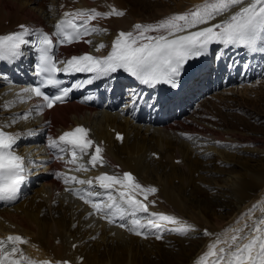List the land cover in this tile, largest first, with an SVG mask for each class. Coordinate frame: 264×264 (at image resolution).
<instances>
[{"label":"bare ground","instance_id":"1","mask_svg":"<svg viewBox=\"0 0 264 264\" xmlns=\"http://www.w3.org/2000/svg\"><path fill=\"white\" fill-rule=\"evenodd\" d=\"M203 2L0 0V35L25 22L48 27L63 9L72 12L93 8L107 12L114 7L123 11V16L91 20L95 27L107 29L94 37V45H99L108 43L117 29H133L137 23H155ZM70 46L76 48L78 44ZM79 46L85 48L87 44L80 43ZM237 88L236 91L233 87L222 89L226 94L215 92L213 98L195 102L191 111L187 105L190 112L180 119L150 126L73 101L42 111L39 116L35 115L33 107L40 106L41 102L33 101L28 109L31 116L22 119L26 115L23 112L27 111V104L20 102L17 96L23 93L22 90H15L0 80V124L22 133L21 148L32 159L34 173L31 174L35 175V179L29 177L30 185L27 184L23 198L21 196L17 203L0 209V235L13 232L27 238L26 244L19 245L25 256L54 264L64 260L76 264H199L200 257L209 251L218 236L232 234L226 230L250 224L264 216V139H254L257 136L250 139L248 136L251 135L244 132L242 126L228 124V121L237 119V115L227 110L234 104L239 107L243 102L233 93L239 92L244 98L250 91L245 86ZM225 108L227 110L223 111ZM76 123L89 125L93 135L105 141L106 163L103 167H89L84 173L77 171V165H74L76 172H69L72 176L82 179L86 174L85 179H90L104 169L117 175L128 170L142 186H153L158 190L148 194L147 199L143 193H136L146 200L149 212L177 218L175 223H160L173 228L192 225L190 236L198 237L188 238L187 235L182 238L181 232L174 231L177 234L168 242V234L161 239H156L153 232L146 236L136 235L127 228L112 226L94 215L89 216L90 209L86 204L70 197L61 188L59 180L50 178L52 168L65 167L66 164L63 160L52 159L42 147L47 126L62 130ZM112 128L124 132L122 140L113 137ZM248 152L257 153L260 158H246L244 153ZM205 191L220 195L223 203L212 207V199L199 197V193ZM112 194L117 197V202L123 203L119 195ZM103 198L107 199L106 193ZM153 200L154 204L151 203ZM253 205L257 207L245 215ZM224 207L229 211H219ZM145 215L139 213L137 218L146 223ZM204 230L213 235H205ZM222 246L217 245V248ZM213 259L209 256L206 264H212Z\"/></svg>","mask_w":264,"mask_h":264},{"label":"snow or ice","instance_id":"2","mask_svg":"<svg viewBox=\"0 0 264 264\" xmlns=\"http://www.w3.org/2000/svg\"><path fill=\"white\" fill-rule=\"evenodd\" d=\"M124 14L114 7L107 12H98L96 9L65 12L63 18L55 25L53 34L21 24L18 26L19 31L0 35V60L14 61L21 57L24 45L36 47L39 54L36 64L37 75L42 79L38 86L24 88L22 91L42 97L43 101H46V104L40 106L42 110L43 107H53L58 101L62 102L72 91L71 88H60L59 94L49 96L42 90L48 85L59 88L61 81L56 78L57 73H91L93 76L89 80L90 83L98 77H106L123 70L144 85L155 87L157 84L167 83L177 87L184 66L192 59L207 55L213 45H219L223 49L245 47L250 51H264V0H204L202 4L183 13L171 14L155 23H137L133 31H120L112 42L110 53L106 56L85 53L60 60L56 55L57 45L71 44L91 33L107 31L95 26L89 27L91 20ZM217 17L222 19L216 21ZM85 42L92 43L91 40ZM103 47L105 45L101 43L97 50ZM130 99L134 104L139 102V97L135 94ZM27 118V115L22 117ZM89 132L90 129L77 126L65 131L58 139H50L49 147L58 149L61 154L70 152L71 158L66 163L77 165V171H88L89 167L95 168L106 163L102 155L103 149L96 145L87 165L78 164V154L80 157L89 155V149L93 147L94 141L89 138ZM117 138L122 139L119 134ZM19 139L21 134L0 129V200H16L21 185L26 181L28 174L26 157L18 154L15 149ZM57 159H63V155ZM56 175L63 176L65 184L76 182L91 187L95 180L96 185L91 187V190L89 188L66 190L78 194L81 200L91 205L94 211L89 212V216L99 214L109 223L119 217L121 221L119 227L127 228L136 235L146 236L153 232L156 239H161L162 236L157 233L177 231L187 234L193 227L188 225L167 228L160 223V221L175 223L177 218L164 213L149 212L148 204L137 199L136 193H143L147 199L148 194L158 190L153 186H142L130 172H124L122 175L101 173L94 179H79L62 173ZM97 187L103 192L97 191ZM113 192L119 193L122 204L117 202ZM104 193L107 194L106 200L103 198ZM151 203L154 204L155 201ZM256 207L257 205H253L245 215H249ZM139 213L147 214L144 216L146 223L137 218ZM128 217L132 218L129 220ZM226 231L232 234L226 237L218 236L209 246V251L200 257L199 264H206L209 256L214 257L212 264H264V216L250 224L245 223L239 228ZM204 234L213 235L207 230H204ZM21 243H27V238L21 235H9L6 239H0V264H52L49 260L35 261L25 256L19 247ZM217 245L223 246L217 248ZM56 264L69 262L57 261Z\"/></svg>","mask_w":264,"mask_h":264},{"label":"rangeland","instance_id":"3","mask_svg":"<svg viewBox=\"0 0 264 264\" xmlns=\"http://www.w3.org/2000/svg\"><path fill=\"white\" fill-rule=\"evenodd\" d=\"M165 1H167V0H165ZM247 89L250 91H248L249 93L246 94V96L244 98H241V95H239V92L237 94L235 93L236 95L233 93V95L236 96L237 99H239V101H243V102H240L239 107H237L236 104H234L231 106V108H229V110H227L225 108V109H223V111L227 110V112L229 111L228 113H232V114L237 115L236 116L237 119L230 120L233 122L228 121V124L229 125L238 124V125L242 126L244 128V132L247 131L248 134L251 135V136H248V138L251 139V137L257 136L254 139H260V138L264 139V82L262 84L256 86V87H250ZM229 103H230V101H229ZM233 103H234V101H231V104H233ZM239 115H240V117H239ZM234 121H236V122H234ZM242 153L243 152H241L240 154H242ZM248 153H247L248 155L244 153V156L246 158H249V157H251L253 159L260 158V156L257 153H253V152H248ZM174 161L176 162V159ZM213 195H215V196H213ZM199 197L212 199L210 201L211 205H213L212 207L217 205L216 203H218V204L223 203L222 199H220L221 196L217 195L215 192H212V191H207V192L205 191V193L200 192ZM219 211H221L222 213H226L229 211V209L224 207V208L219 209ZM171 228H173V227H171ZM162 233L163 232L158 233V234L163 235ZM169 233L170 234L167 235L168 242H169V240L174 238V234H177V233H174V231L172 232L173 234L171 232H169ZM179 234H180V236H182V238H186L187 235L189 236V237L187 236L188 238L198 237L195 235L190 236L191 232H189V231L187 232V234H184V233H179ZM167 237L164 238L165 244H166ZM200 240H202V239H200ZM171 248H173V246ZM175 250H176V247H175Z\"/></svg>","mask_w":264,"mask_h":264}]
</instances>
